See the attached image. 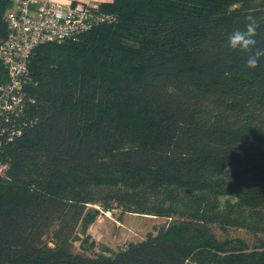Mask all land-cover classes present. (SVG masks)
<instances>
[{"label":"trees","instance_id":"trees-1","mask_svg":"<svg viewBox=\"0 0 264 264\" xmlns=\"http://www.w3.org/2000/svg\"><path fill=\"white\" fill-rule=\"evenodd\" d=\"M10 0H0V39ZM75 41L39 45L21 115L0 116V264H264V57L227 47L264 0H112ZM7 71L0 60V86ZM166 219L111 255L101 212Z\"/></svg>","mask_w":264,"mask_h":264},{"label":"built area","instance_id":"built-area-1","mask_svg":"<svg viewBox=\"0 0 264 264\" xmlns=\"http://www.w3.org/2000/svg\"><path fill=\"white\" fill-rule=\"evenodd\" d=\"M10 1L3 16L7 34L0 39V60L7 71V81L0 86V116L6 118L22 114L28 62L36 47L75 41L107 20L90 0ZM5 170L0 162V175Z\"/></svg>","mask_w":264,"mask_h":264},{"label":"rangeland","instance_id":"rangeland-1","mask_svg":"<svg viewBox=\"0 0 264 264\" xmlns=\"http://www.w3.org/2000/svg\"><path fill=\"white\" fill-rule=\"evenodd\" d=\"M167 222L163 218L150 216L121 214L119 210L101 212L95 222L87 229L90 241L95 244V253L111 255L126 248L129 243H138L148 234L155 235ZM220 241L229 238H239L249 247L264 241L260 235H250L242 230H217L214 229Z\"/></svg>","mask_w":264,"mask_h":264},{"label":"clouds","instance_id":"clouds-1","mask_svg":"<svg viewBox=\"0 0 264 264\" xmlns=\"http://www.w3.org/2000/svg\"><path fill=\"white\" fill-rule=\"evenodd\" d=\"M259 24L249 16L243 30L237 29L228 37L227 47L232 51L244 53L247 57L245 64L249 69L259 66V61L264 57V48L257 47V31Z\"/></svg>","mask_w":264,"mask_h":264},{"label":"crops","instance_id":"crops-1","mask_svg":"<svg viewBox=\"0 0 264 264\" xmlns=\"http://www.w3.org/2000/svg\"><path fill=\"white\" fill-rule=\"evenodd\" d=\"M62 3H66L68 0H58ZM112 0H90L89 1V4L92 5V6H98L100 5L101 3H106V2H111Z\"/></svg>","mask_w":264,"mask_h":264}]
</instances>
